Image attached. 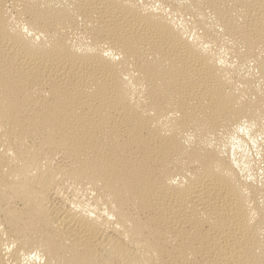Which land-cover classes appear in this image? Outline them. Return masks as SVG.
I'll return each instance as SVG.
<instances>
[{
    "label": "bare ground",
    "instance_id": "obj_1",
    "mask_svg": "<svg viewBox=\"0 0 264 264\" xmlns=\"http://www.w3.org/2000/svg\"><path fill=\"white\" fill-rule=\"evenodd\" d=\"M0 264H264V0H0Z\"/></svg>",
    "mask_w": 264,
    "mask_h": 264
}]
</instances>
